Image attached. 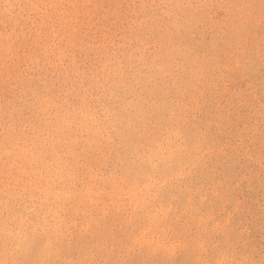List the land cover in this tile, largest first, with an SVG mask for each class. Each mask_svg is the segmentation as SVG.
Instances as JSON below:
<instances>
[{
  "label": "rangeland",
  "instance_id": "rangeland-1",
  "mask_svg": "<svg viewBox=\"0 0 264 264\" xmlns=\"http://www.w3.org/2000/svg\"><path fill=\"white\" fill-rule=\"evenodd\" d=\"M0 264H264V0H0Z\"/></svg>",
  "mask_w": 264,
  "mask_h": 264
},
{
  "label": "bare ground",
  "instance_id": "bare-ground-1",
  "mask_svg": "<svg viewBox=\"0 0 264 264\" xmlns=\"http://www.w3.org/2000/svg\"><path fill=\"white\" fill-rule=\"evenodd\" d=\"M97 117V116H96ZM22 128V127H21ZM24 134V133H23ZM14 136V135H13ZM16 136V135H15Z\"/></svg>",
  "mask_w": 264,
  "mask_h": 264
}]
</instances>
